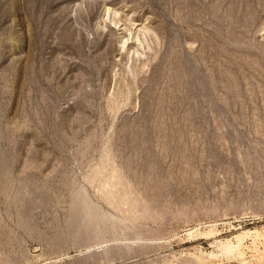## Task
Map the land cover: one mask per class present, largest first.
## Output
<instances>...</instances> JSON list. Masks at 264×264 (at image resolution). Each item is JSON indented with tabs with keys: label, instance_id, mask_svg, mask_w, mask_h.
<instances>
[{
	"label": "rangeland",
	"instance_id": "obj_1",
	"mask_svg": "<svg viewBox=\"0 0 264 264\" xmlns=\"http://www.w3.org/2000/svg\"><path fill=\"white\" fill-rule=\"evenodd\" d=\"M0 264H264V0H0Z\"/></svg>",
	"mask_w": 264,
	"mask_h": 264
}]
</instances>
